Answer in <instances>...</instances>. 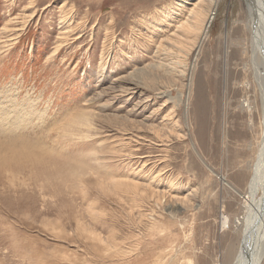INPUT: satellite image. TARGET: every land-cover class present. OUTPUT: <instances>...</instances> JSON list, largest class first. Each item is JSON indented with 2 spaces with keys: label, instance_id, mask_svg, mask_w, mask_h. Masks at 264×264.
I'll list each match as a JSON object with an SVG mask.
<instances>
[{
  "label": "rangeland",
  "instance_id": "rangeland-1",
  "mask_svg": "<svg viewBox=\"0 0 264 264\" xmlns=\"http://www.w3.org/2000/svg\"><path fill=\"white\" fill-rule=\"evenodd\" d=\"M200 1L208 36L173 50ZM262 20L264 0H0V98L24 117L0 132V264H239L264 199Z\"/></svg>",
  "mask_w": 264,
  "mask_h": 264
},
{
  "label": "bare ground",
  "instance_id": "bare-ground-1",
  "mask_svg": "<svg viewBox=\"0 0 264 264\" xmlns=\"http://www.w3.org/2000/svg\"><path fill=\"white\" fill-rule=\"evenodd\" d=\"M204 2H206V1H204ZM204 2H203V4H204ZM201 1H200V3L198 4V3H194V5L195 6H193V8H192V10H190V15H189V17L187 18V20L185 21V22H178L177 23V25L175 26V28H176V31L174 32V33H172L173 34V36H169L168 37V39H167V43L171 46V48L173 49V50H175V48H177L179 51H180V49H179V45H182L185 41L186 42H188V43H190L191 44V48H194V47H199L200 46V44L202 43V41L208 36V32H209V28L211 27V24H212V20H213V18L215 17V11H214V9L212 10L211 9V7L209 8V9H211L209 12H208V9H204L202 6H200L201 5ZM249 4V3H248ZM204 5H206V4H204ZM203 5V6H204ZM210 5V4H209ZM254 8V7H253ZM253 10V9H252ZM250 11V10H249ZM257 12V11H256ZM259 13V12H258ZM252 15V14H251ZM253 15H255V14H253ZM262 22H263V25L262 26H260L259 28H257V33H258V31H260V33H262L263 31H264V20H262ZM179 30L181 31V32H179ZM178 31V32H177ZM200 32V35L199 34H197V33H199ZM255 35H256V33H255ZM253 37V36H252ZM197 38H198V40H197ZM9 41V40H8ZM168 45V47H170ZM184 45V44H183ZM186 46V45H185ZM187 47V46H186ZM254 48H258V49H260L261 51H262V53H263V55H264V34L263 35H259V39H258V42H255V44H254ZM168 49V48H167ZM190 49H188V50H184V52L185 53H188V51H189ZM255 50V49H254ZM163 51V50H162ZM172 51V50H171ZM170 52V51H169ZM163 53V52H162ZM171 53V52H170ZM257 54H259L260 53V51H257L256 52ZM171 56H173L172 54H171ZM167 58V57H166ZM261 66H263V65H261ZM261 71H262V69H261ZM264 72V71H263ZM152 74V73H151ZM155 74V73H154ZM157 74V73H156ZM135 75V74H134ZM151 76H153V75H151ZM158 76V75H157ZM260 77H261V79H260V81H261V83H262V94H264V73L262 74L261 72H260ZM125 79V78H124ZM153 78L151 77V80H152ZM128 80V79H127ZM126 80V81H127ZM146 80H147V77H146ZM125 81V82H126ZM131 84V83H130ZM167 84V83H166ZM170 86V85H169ZM171 87V86H170ZM157 90H158V93L160 94V96H159V94H158V96L159 97H161V98H163V97H168V101L170 100L171 101V99H172V101L175 103V104H178V103H176V101H174L176 98V100H178V98L180 99V95H179V97L177 96H172V91L171 90H169L168 88H165V87H158L157 88ZM169 90V91H168ZM2 95V94H1ZM6 95V94H5ZM28 95V94H27ZM178 95V94H177ZM183 95L184 94H181V97H183ZM5 97H7V96H5ZM17 97L15 96V97H11V98H8V99H4L3 100V98L1 99L0 98V132L2 131V133H3V130H4V132H5V130L6 129H8V130H11V129H14V130H18L20 127H23L22 126V121L21 120H23V118L24 117H22V119L20 118V116H17L15 113H17L18 111H19V109L17 108V106L18 105H16V101H17ZM263 99H264V97H263ZM166 100V99H165ZM182 100V99H181ZM28 102V101H27ZM29 103V102H28ZM23 105V104H22ZM21 105V106H22ZM25 106H27V105H25ZM30 105L28 104V106L27 107H29ZM175 106V105H174ZM177 106V105H176ZM6 107H7V109H6ZM19 108H20V105L18 106ZM159 107V106H158ZM173 107V106H172ZM22 108H24V107H22ZM25 110V109H24ZM21 111V110H20ZM26 111V110H25ZM13 112H15V113H13ZM29 112V111H28ZM27 112V113H28ZM13 113V114H12ZM21 113V112H20ZM26 113V112H25ZM172 113V112H171ZM170 113V114H171ZM17 114H19V112L17 113ZM29 114V113H28ZM30 114H32V113H30ZM29 114V115H30ZM21 115V114H20ZM14 116V117H13ZM22 116H24L23 114H22ZM25 116H27V115H25ZM264 116V115H263ZM15 118V119H14ZM26 120V119H25ZM24 122V121H23ZM25 126V125H24ZM262 128V127H261ZM165 129V128H164ZM7 132V131H6ZM161 133V132H160ZM158 134H159V132H158ZM16 138V137H15ZM18 138V137H17ZM264 142V141H263ZM10 143V142H9ZM50 149V148H49ZM4 150V149H3ZM6 151V150H5ZM4 152V151H3ZM2 152V153H3ZM5 154V153H4ZM12 154V153H11ZM11 154H9V155H11ZM260 154V153H259ZM259 163V162H258ZM258 163H257V165H258ZM168 164V163H167ZM256 165V164H255ZM255 165H253V167H255ZM258 168L260 167V164H259V166H257ZM256 171V170H255ZM259 171V170H258ZM149 176V175H148ZM221 178V180L224 182V183H226V179H225V177H220ZM260 178V177H259ZM258 178V172L256 171V173H255V177H254V179L251 181V184H250V187L251 188H254V187H256V186H258L259 185V183H260V179ZM128 181V180H127ZM150 181H152V180H150ZM150 181H148V182H150ZM129 182V181H128ZM169 182V181H168ZM151 183H153V182H151ZM131 184H132V182H131ZM131 184H129V185H131ZM141 184V183H140ZM145 184L146 185H148L149 183H146L145 182ZM133 185V184H132ZM145 185V186H146ZM140 186V185H139ZM163 186V185H162ZM230 186V185H229ZM132 187V186H131ZM134 187V186H133ZM156 187H157V185H156ZM137 188V187H136ZM139 188V187H138ZM146 188V187H145ZM151 188V187H150ZM131 189V188H130ZM134 189V188H133ZM154 189L156 190L157 188H155L154 187ZM145 190V189H144ZM143 190V191H144ZM146 190H147V188H146ZM151 190H153V188L151 189ZM155 190H153V192L155 191ZM169 190V189H168ZM236 191H237V189H235ZM145 192V191H144ZM147 192V191H146ZM146 192H145V194H146ZM151 192V191H150ZM160 192V191H159ZM164 192V191H163ZM162 192V193H163ZM155 193L158 195V193L155 191ZM194 192H192V194H193ZM149 194V193H148ZM164 194V193H163ZM191 194V195H192ZM195 194V193H194ZM193 194V195H194ZM152 195H153V193H152ZM151 195V196H152ZM155 195V194H154ZM167 195V194H166ZM190 195V196H191ZM150 196V197H151ZM162 196V195H161ZM171 196V195H170ZM174 197V196H173ZM177 197V196H176ZM166 198H167V196H166ZM187 198V197H186ZM185 198V199H186ZM152 199H153V197H152ZM155 199V198H154ZM158 199H160V197L158 196ZM157 199V200H158ZM171 200V199H170ZM183 200V199H182ZM187 200V199H186ZM156 202V201H155ZM160 202V201H159ZM179 202V204H180V201H178ZM186 203V202H185ZM175 204V203H174ZM179 204L177 203V204H175L176 205V207H173V209L174 208H180L181 206H182V204H181V206H179ZM184 205V204H183ZM253 206H258V210L256 209V207H255V209L257 210V211H259V213H260V211L262 212V214L260 215V216H262V218H259L260 220H258L257 222H255L253 219H251V221H250V226L251 227H249V229H248V234H246L244 237V242H242L243 244H242V247L240 248V251H239V253L236 255V259L238 260V262H239V264H260V263H262L261 262V259L263 258V254H264V247L263 246H261L260 245V243H261V238H259V237H257V238H254V235L252 236V232H254L255 234L256 233H259L260 232V230L262 229V227L264 226V213H263V209H262V207L264 206V199L263 200H261V201H257L256 199H254V202H253V204H252ZM248 209L250 210V208L248 207ZM256 215H257V213H256ZM222 216V215H221ZM258 216H259V214H258ZM253 220V221H252ZM222 222H223V225H222V227L224 226H228L229 225V218L227 217V216H223V219H222ZM158 225V224H157ZM223 227V228H224ZM93 232V231H92ZM161 235V234H160ZM257 235V234H256ZM260 235V234H259ZM92 236V235H91ZM96 236V235H95ZM112 237V236H111ZM157 237V236H156ZM162 239V238H161ZM160 239V240H161ZM165 239V238H164ZM174 239V238H173ZM100 240V239H99ZM110 241V240H109ZM116 241V240H115ZM245 242H246V245H245ZM108 243V242H107ZM175 245V244H174ZM258 246V247H257ZM132 247V246H131ZM257 247V248H256ZM171 248V247H170ZM256 250H257V255H256V257H255V252H256ZM169 251L170 250H168V248H167V252L165 251V248L164 249H161V248H159L158 249V253H160V254H163L164 256L165 255H168V253H169ZM174 251V250H173ZM171 253V252H170ZM177 254V253H176ZM170 256V255H169ZM169 256H168V258H169ZM241 257V258H240ZM162 258V257H161ZM167 257H165V259H166ZM167 258V259H168ZM175 258V257H174ZM243 259V260H242ZM163 260V259H162ZM176 260V259H175ZM187 261V260H186ZM190 261V260H189ZM167 262V261H166ZM163 263H164V260H163ZM164 264H166V263H164Z\"/></svg>",
  "mask_w": 264,
  "mask_h": 264
},
{
  "label": "water",
  "instance_id": "water-1",
  "mask_svg": "<svg viewBox=\"0 0 264 264\" xmlns=\"http://www.w3.org/2000/svg\"><path fill=\"white\" fill-rule=\"evenodd\" d=\"M262 211V210H261ZM261 213V212H260ZM260 213H259V216H260ZM259 216H258V218L256 219V221L255 222H257L258 221V219H259ZM247 233L245 232L244 233V236L246 235ZM243 242H244V240H243ZM243 244V243H242ZM244 245V244H243Z\"/></svg>",
  "mask_w": 264,
  "mask_h": 264
}]
</instances>
